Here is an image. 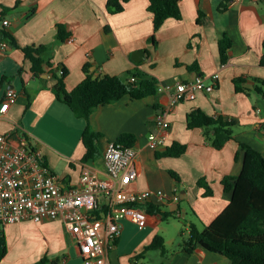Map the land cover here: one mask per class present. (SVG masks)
Masks as SVG:
<instances>
[{"label":"crops","instance_id":"crops-1","mask_svg":"<svg viewBox=\"0 0 264 264\" xmlns=\"http://www.w3.org/2000/svg\"><path fill=\"white\" fill-rule=\"evenodd\" d=\"M107 1L0 0V29L7 19L10 25L6 29L20 47L4 41L8 46L2 49L0 43V108L7 90L14 88L18 93L0 114V133L26 136L41 152L43 162L61 175L65 187L78 185L86 168L106 179L102 159L106 146L123 135H133L138 172L131 189L178 193L179 202L156 205L181 216L191 213L207 226L231 200L222 181L242 170L244 151L239 142L264 156V96L256 91L264 81V0L232 4L228 0H179L181 19L169 18L157 31L150 0H130L119 13H110ZM59 25L70 33L64 41L57 37ZM224 36L231 40L225 63L219 49ZM31 45L47 46L44 58L52 65L40 77L34 76L32 63L21 49ZM140 51L143 53L135 56L136 61L133 54ZM86 65L94 77L127 80H131L128 73L138 68L164 87L192 81L198 75L218 73L220 78L212 92H199L196 99L175 106L169 116L168 138L158 150L149 145V136L156 130L157 114L170 100L169 90L142 99L125 95L96 108L89 123L101 134L96 142L100 154L84 161L82 134L88 121L60 101L53 87L65 68V88L73 91L86 78ZM189 66L196 68L190 70ZM197 109L214 118L234 119V139L216 149L207 129H189L188 115ZM174 142L186 145V152L179 157L158 156ZM202 178L212 187L213 196H204L205 189L198 185ZM158 217L162 218L151 215L144 228L155 226ZM3 230L7 253L0 264H36L44 258L47 264L82 262L60 220L22 221L7 224ZM184 253L178 264H228L224 256L201 247L193 254ZM111 261L123 264L115 250Z\"/></svg>","mask_w":264,"mask_h":264},{"label":"built area","instance_id":"built-area-1","mask_svg":"<svg viewBox=\"0 0 264 264\" xmlns=\"http://www.w3.org/2000/svg\"><path fill=\"white\" fill-rule=\"evenodd\" d=\"M240 1L244 0L229 3ZM2 24L8 27L10 22L4 19ZM6 47L7 43L1 44L2 49ZM219 78L218 73L198 75L189 82L159 86V91L169 90L171 97L157 114L156 130L149 136L152 149L165 145L175 106L196 99L199 92H212ZM17 96L14 88L7 90L0 114ZM137 155L135 146L111 141L102 157L108 177L100 178L86 168L78 185L65 187L61 175L43 162L41 152L26 136L0 133V229L22 221L60 220L79 250L81 264H112L111 253L122 235L124 220L144 228L151 214L143 206L181 200L178 193L131 189L137 178Z\"/></svg>","mask_w":264,"mask_h":264},{"label":"trees","instance_id":"trees-1","mask_svg":"<svg viewBox=\"0 0 264 264\" xmlns=\"http://www.w3.org/2000/svg\"><path fill=\"white\" fill-rule=\"evenodd\" d=\"M130 0H108L107 9L110 13H119L124 4ZM230 1V0H228ZM149 11L153 14L155 31L169 19H181L179 0H150ZM3 19V18H2ZM0 18V20H2ZM57 37L64 41L70 37L63 25L58 26ZM7 41L13 48H20L15 37L3 26L0 29V43ZM8 46V45H7ZM231 48V40L224 36L219 42L221 61L225 63ZM24 55L32 63L31 70L35 77L45 73L46 67L52 64L44 58L46 45H31L21 48ZM264 62V58H263ZM190 70L196 66H189ZM86 78L71 92L65 88L64 79L67 70L64 68L58 81L53 87L57 98L71 108L76 116L88 121L83 131L82 141L86 148L84 161L99 157L97 140L101 134L94 131L89 123L92 112L103 105L115 102L125 95L133 99H142L156 95L159 92L157 80L148 73L135 68L128 73L131 80L118 76L94 77L86 65ZM57 72H54V74ZM57 76V75H55ZM256 91L264 96V81L259 83ZM234 119L211 117L201 110H193L188 115L189 129L205 128L211 144L221 149L231 139H234ZM213 131L214 133H212ZM124 145H133V135L126 134L116 140ZM244 151L243 166L238 176H226L222 183L224 191L231 193L228 206L217 218L202 230L195 223H190V238L184 250L188 254L201 247L202 249L224 256L228 264H264V156L248 145L239 142ZM186 145L174 142L159 157H179L186 152ZM239 157L237 154L236 158ZM171 174L177 178L174 171ZM198 185L205 189L204 196H213V189L205 179H200ZM151 215L162 218L173 216L174 213L163 211L162 207L154 203L143 206ZM4 227L0 229V262L7 253ZM153 244L163 246V237L156 235ZM36 264H47L44 258Z\"/></svg>","mask_w":264,"mask_h":264},{"label":"rangeland","instance_id":"rangeland-1","mask_svg":"<svg viewBox=\"0 0 264 264\" xmlns=\"http://www.w3.org/2000/svg\"><path fill=\"white\" fill-rule=\"evenodd\" d=\"M192 222L200 230L204 228L191 213L158 217L157 224L147 228L124 220L120 241L114 248L115 255L120 257L123 264H178L186 256L184 247L190 238L189 225ZM156 235L163 237V246L153 244Z\"/></svg>","mask_w":264,"mask_h":264},{"label":"water","instance_id":"water-1","mask_svg":"<svg viewBox=\"0 0 264 264\" xmlns=\"http://www.w3.org/2000/svg\"><path fill=\"white\" fill-rule=\"evenodd\" d=\"M142 53H143L142 51L134 53V54H133L134 59H135L136 61H138L137 58H136L135 56H136V55H141Z\"/></svg>","mask_w":264,"mask_h":264}]
</instances>
